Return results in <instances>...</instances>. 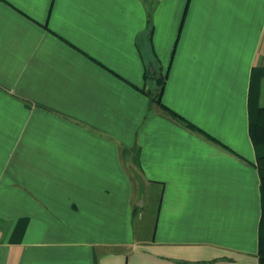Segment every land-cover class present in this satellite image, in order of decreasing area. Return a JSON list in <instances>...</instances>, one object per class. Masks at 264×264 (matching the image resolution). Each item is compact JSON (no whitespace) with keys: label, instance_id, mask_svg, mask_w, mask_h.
<instances>
[{"label":"crops","instance_id":"1","mask_svg":"<svg viewBox=\"0 0 264 264\" xmlns=\"http://www.w3.org/2000/svg\"><path fill=\"white\" fill-rule=\"evenodd\" d=\"M263 71L264 0H0V264H260Z\"/></svg>","mask_w":264,"mask_h":264},{"label":"trees","instance_id":"2","mask_svg":"<svg viewBox=\"0 0 264 264\" xmlns=\"http://www.w3.org/2000/svg\"><path fill=\"white\" fill-rule=\"evenodd\" d=\"M264 72V71H263ZM147 78L152 80H157L158 85L160 86V92L154 95L153 102L158 105L164 112L179 120L180 122L184 123L186 126L190 128H194L192 124L185 121L182 117L178 114L170 110L167 106L162 103V94L166 85L167 76L159 77L156 73L148 74ZM264 78V73H263ZM259 93L255 96V102L258 103L259 101ZM250 137L254 144V147L257 151V166L260 170L261 175V182H262V198H263V208H262V217L260 221V228H259V263L264 264V108L257 106L253 113L252 118L250 120Z\"/></svg>","mask_w":264,"mask_h":264},{"label":"rangeland","instance_id":"3","mask_svg":"<svg viewBox=\"0 0 264 264\" xmlns=\"http://www.w3.org/2000/svg\"><path fill=\"white\" fill-rule=\"evenodd\" d=\"M163 74L166 75V73H163ZM158 75H159V72H158ZM156 210H157V207L156 206H152V208H151L150 211L146 210L145 213H144L145 214V217H143L144 223L148 224V227H151L152 228L153 225H154V223H155L156 217H154V216L156 215ZM137 223L138 222L136 221V224ZM141 223L142 222H139V224H141Z\"/></svg>","mask_w":264,"mask_h":264}]
</instances>
